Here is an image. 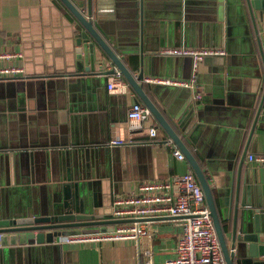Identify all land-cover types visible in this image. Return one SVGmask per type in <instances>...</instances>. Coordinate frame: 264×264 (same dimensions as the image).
I'll use <instances>...</instances> for the list:
<instances>
[{"label": "crops", "instance_id": "0c3cea01", "mask_svg": "<svg viewBox=\"0 0 264 264\" xmlns=\"http://www.w3.org/2000/svg\"><path fill=\"white\" fill-rule=\"evenodd\" d=\"M72 1L87 12V0ZM90 6L101 38L135 75L138 65L130 60L143 56L144 77L190 78V58L160 54L162 47L225 49L224 56L204 58L195 87L143 83L204 171L229 242L234 213L264 207V165L248 159L264 154V120L250 135L264 90V22L254 24L242 0H90ZM80 30L60 0H0V52L22 54L0 58V65L25 69L24 76L0 79L2 219L77 199L107 219L116 195L192 171L185 158L174 156L176 145L154 116L145 127L129 129L127 109L140 100L127 82L110 91L114 73L73 75V37ZM149 126L157 129L155 138L148 136ZM113 138L128 143L110 145ZM241 199L245 205L235 209ZM113 225L82 227L66 236ZM179 233L178 218L155 219L150 236L137 242L59 243L64 235L54 243L16 245L13 255L0 253V264H148L149 258L160 264L175 257Z\"/></svg>", "mask_w": 264, "mask_h": 264}, {"label": "water", "instance_id": "95a60500", "mask_svg": "<svg viewBox=\"0 0 264 264\" xmlns=\"http://www.w3.org/2000/svg\"><path fill=\"white\" fill-rule=\"evenodd\" d=\"M60 1L75 17L78 26L82 28L73 37V45L75 44L72 49L75 58L73 75L101 77L118 71L132 88L140 102L149 109L151 116H154L158 120L165 133L188 161L202 189L225 263L235 264L234 257H236V264H264V207L262 205H258L254 209L244 207L241 209L238 217L234 213L230 240L229 242L227 241L216 208L212 188L198 160L186 147L178 133L170 126L156 107V104L148 97L144 90L145 58L139 56L137 60H130L132 67L136 64L138 65V73L136 75L133 74L96 30L91 18L90 0H87L86 13L81 11L72 0ZM242 1L245 3L253 22L255 20L264 22V0ZM109 62L112 64V68H106ZM125 99L126 96L124 95ZM258 119L264 120V90L256 104L250 135ZM145 126L143 125V127ZM77 200L73 203H48V206L47 204H43L38 211L30 208L27 209L26 214L22 217H6L5 219L0 217V253L5 254L9 252L10 255H13L17 250L15 247L19 245L33 244L37 246L44 243H54L55 240L64 235L66 236V234L72 231H76L78 228L92 225H112L133 221L134 219L159 220L181 217L165 215L144 218H111L110 210H107V212L105 211V215L108 218L104 219L93 208L92 204ZM238 204L242 207L245 205L243 199H241V201L235 203V209ZM111 229L112 227L109 228V230Z\"/></svg>", "mask_w": 264, "mask_h": 264}, {"label": "built area", "instance_id": "2783aa9c", "mask_svg": "<svg viewBox=\"0 0 264 264\" xmlns=\"http://www.w3.org/2000/svg\"><path fill=\"white\" fill-rule=\"evenodd\" d=\"M160 54L188 56L191 58L192 73L189 79L169 76L149 75L143 81L183 87H195L196 71L207 56H224L223 47L216 46H167L159 50ZM19 52H0V58L11 59L21 57ZM22 64L0 65V79L24 76ZM127 87L122 75L116 71L110 77L107 88L110 91ZM195 97H200L195 93ZM150 116L149 109L140 101H133L127 109L128 127L131 131L143 128V123ZM151 138L157 135L154 126L147 128ZM130 142V141H129ZM128 143V140L113 138L110 145ZM173 146V145H172ZM172 153L177 159H183L181 151L173 146ZM248 159L264 165V154H249ZM174 186L175 191L169 192ZM165 215L181 216L178 218L180 233L176 245V255L160 264H226L213 227V222L205 203L202 189L192 171L178 173L167 181L141 182L136 192L116 195L111 204V218H144ZM153 220L134 219L133 221L116 223L111 230L95 233L64 236L59 243L100 242L131 239L138 241L140 237L151 234ZM146 254H150L149 250ZM148 264H155L148 259Z\"/></svg>", "mask_w": 264, "mask_h": 264}, {"label": "rangeland", "instance_id": "374dc122", "mask_svg": "<svg viewBox=\"0 0 264 264\" xmlns=\"http://www.w3.org/2000/svg\"><path fill=\"white\" fill-rule=\"evenodd\" d=\"M96 233H97V230H96Z\"/></svg>", "mask_w": 264, "mask_h": 264}]
</instances>
